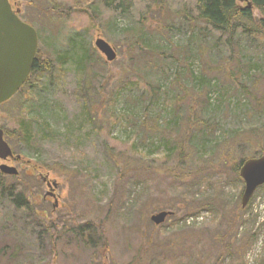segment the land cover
<instances>
[{
    "label": "rangeland",
    "instance_id": "obj_1",
    "mask_svg": "<svg viewBox=\"0 0 264 264\" xmlns=\"http://www.w3.org/2000/svg\"><path fill=\"white\" fill-rule=\"evenodd\" d=\"M9 2L38 31L40 57L58 49L66 62L30 98L23 91L0 105V126L24 154L19 165L6 163L19 176L5 178L29 191L32 209L0 194V264H264L263 187L233 220L244 188L233 168L264 153V40L211 30L197 19L196 0ZM142 26L158 56L121 33ZM68 36L78 48L101 37L117 59L104 65L99 54L79 75ZM22 124L31 144L17 140ZM202 145L210 146L204 161L195 153ZM166 147L174 151L164 161ZM40 174L57 183L53 198H44ZM160 212L172 216L156 226L150 218ZM81 226L94 244L101 235L95 250L82 244Z\"/></svg>",
    "mask_w": 264,
    "mask_h": 264
},
{
    "label": "trees",
    "instance_id": "obj_2",
    "mask_svg": "<svg viewBox=\"0 0 264 264\" xmlns=\"http://www.w3.org/2000/svg\"><path fill=\"white\" fill-rule=\"evenodd\" d=\"M238 1L244 3L245 8H239L236 3L237 0H196L195 10L197 11V19H199V21H201L203 24L208 26L211 30L221 32L223 34H228L229 37H232L233 34H236L234 33L235 30L240 29L241 33H245L248 36L255 37V38H261L264 40V0H238ZM103 3L105 6L109 7L114 3V0H103ZM81 4L82 5L79 4L77 7L81 9L83 7L85 10H87V6H88L86 5L87 3L85 4L81 3ZM247 4H250V8L247 7ZM117 6L121 7L120 4ZM252 10H256L259 13V19L257 20L253 19ZM142 27L141 29H139L140 31L138 33L136 29H133L131 31L123 30L121 31V33L126 37L133 38L135 45H137V48L140 52L144 51L146 53H149L155 56V54L157 55L158 51L156 50V48L152 47L149 43H146L145 37H144L145 34H148V32H151V30L146 29L145 28L146 26H142ZM106 30L109 33L111 32V30L108 27ZM111 35L112 34H109V36ZM68 38H69L67 40L68 45L71 48H74L76 52L79 54L76 60L77 62L76 72L79 75L86 70V68L84 69V67L89 66L90 68L93 69L95 65L100 63V60H98V56H97L100 53L90 43V40L89 41L84 40L81 43V47L78 48V45L74 44V41L72 39L73 37L68 36ZM41 58L42 56L40 57V60L35 61L34 66L31 70L30 78L28 79L24 88L19 91L18 95H20L24 91L28 94L30 98V96L33 94V91L41 87L42 83L45 81V80L43 81L44 77H46L45 78L46 82L51 81L54 68H56L57 71H59L58 75H61V71L62 69L64 70V65L66 62V56L64 52H61L58 49L56 50L54 49L52 50L51 55L47 59H44V61H42ZM105 63H108V62H106L105 60L104 65H106ZM46 82L44 84H46ZM198 85H200L199 81H198ZM156 91L158 92L159 89H156ZM151 96H152V99L154 100L155 98L154 92H152ZM176 102H177L176 99H171L170 102L167 104V106H169L172 109L177 104ZM18 132H19L17 135L18 141L20 142L23 141L26 144L32 143L33 136L31 134L30 125L25 126L24 124H22ZM234 135H236V138H238L240 136V133L236 132ZM256 137L259 139L258 135H256ZM8 139H11V137L9 136L7 140ZM220 143H222V139L219 138L218 143H216V145L213 146L211 149H214L215 147L216 148L219 147ZM209 147L210 146L208 145H202L201 148L202 150H204L203 154L201 153L200 149H196L195 153L197 154V157L199 160L204 161L203 159L206 156H203V155H206L207 152H210ZM259 147H260V144H259ZM132 148L133 150L136 149L135 146H132V147L130 146V149ZM13 150L16 154H18L14 148ZM259 150H261V147ZM173 151H174V148L166 147V152L162 159H164V161L168 160ZM152 152L153 151L150 150L149 154ZM260 152H262V150ZM21 155H24V154H21ZM257 155L259 156L258 153ZM222 156L223 155H221L220 158ZM227 158H228V161L231 160L230 155ZM248 158L249 157H244L243 159L240 160L238 165L234 166L233 171L236 174H239V169L242 163L246 161ZM203 168L205 167L203 166ZM174 170H176V168L172 170L169 169L168 170L169 172L167 173L171 174L174 172ZM6 178L2 174H0V194L4 195L5 199L13 200V205L15 206L16 209L21 210V211L32 210L31 205L29 203V200H30L29 191L23 190L22 189L23 185L18 184L19 181L14 180L12 185L7 183ZM262 187L264 188V185ZM262 187L258 188V190L261 189ZM251 203H249L248 206L244 209L240 207V212H239L240 214L237 216H234L233 220L236 221L237 223L241 222L244 219L246 212L251 207ZM91 224H94V223L92 221H89L88 226ZM77 234L78 236L81 237L82 244L86 248L95 250V248L92 246L94 242L92 240L89 230L81 226ZM95 238H97L98 242L95 240L94 245H97V243L100 242L99 240H101L102 237L100 234L98 235L97 233L95 235ZM221 243L225 249V252H224V256H225V254L228 253V250L230 249V247L227 244L226 240H223L222 238H221ZM54 246L55 245H53L52 247L53 249H54ZM106 249H107L106 241L105 240L101 241L99 251H103V250L106 251ZM227 255L228 257H230L229 254ZM220 256L223 258V251L220 254Z\"/></svg>",
    "mask_w": 264,
    "mask_h": 264
},
{
    "label": "water",
    "instance_id": "obj_3",
    "mask_svg": "<svg viewBox=\"0 0 264 264\" xmlns=\"http://www.w3.org/2000/svg\"><path fill=\"white\" fill-rule=\"evenodd\" d=\"M17 14L18 11L11 9L8 0H0V104L9 101L19 91L39 53L37 33L32 27L21 22ZM94 47L106 62L116 60V50L104 39L98 37L94 41ZM8 159H13L12 151L3 139V131L0 129V161ZM20 159L21 157H16V160ZM0 172L8 176L18 175L15 167L6 164H0ZM239 176L244 183L240 199L244 209L256 190L264 185V154L244 161ZM47 187L50 190L47 196L54 197L57 183L48 182ZM170 216L172 214L169 212H160L152 215L150 220L159 226Z\"/></svg>",
    "mask_w": 264,
    "mask_h": 264
},
{
    "label": "flooded vegetation",
    "instance_id": "obj_4",
    "mask_svg": "<svg viewBox=\"0 0 264 264\" xmlns=\"http://www.w3.org/2000/svg\"><path fill=\"white\" fill-rule=\"evenodd\" d=\"M11 6H12V5H11ZM12 9H13V7H12ZM18 17H19V19H20L23 23L30 25V24H29L28 22H26L24 19H21L20 15H19ZM30 26H32V25H30ZM32 27H33V26H32ZM35 30H36V29H35ZM36 33H37V38H38V48H39L40 35H39V33H38L37 30H36ZM38 60H40V49H39V54L37 55L36 59H35L34 62H33L32 68H33V66H34L35 61H38ZM41 60L44 61V58H41ZM32 68H31V70H32ZM30 74H31V71H30ZM29 78H30V76H29ZM27 81H28V80H27ZM26 83H27V82H26ZM26 83L23 85V87L21 88V90L24 88V86L26 85ZM17 95H18V94H17ZM15 97H16V96H15ZM3 132H4V138H5V140H7V138H8V136H7V132H5L4 130H3ZM11 140H12V138H11ZM9 144H10V143H9ZM10 146H11V148H12V154H13L14 159L8 160L7 162H9V164H10V163H15V164H17V165H19V164H21L22 162H24V159H23L22 157H21L22 160H16V156H17L18 154H16V153L14 152L13 147H12L11 144H10ZM7 162H6V163H7ZM27 162H29V161H27ZM36 166H37V165H36ZM39 168H42V167L40 166ZM39 179H40V181H41L42 183H44V184H46L47 182H53V181H48L47 176H44V175H42V174L39 175ZM47 199H49V198H47ZM47 201H49V200H47Z\"/></svg>",
    "mask_w": 264,
    "mask_h": 264
}]
</instances>
